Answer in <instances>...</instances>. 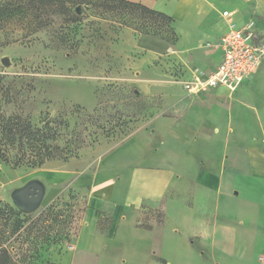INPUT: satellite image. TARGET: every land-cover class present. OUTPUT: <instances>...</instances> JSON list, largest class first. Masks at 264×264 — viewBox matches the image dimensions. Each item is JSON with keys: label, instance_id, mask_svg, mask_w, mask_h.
I'll return each instance as SVG.
<instances>
[{"label": "rangeland", "instance_id": "rangeland-1", "mask_svg": "<svg viewBox=\"0 0 264 264\" xmlns=\"http://www.w3.org/2000/svg\"><path fill=\"white\" fill-rule=\"evenodd\" d=\"M153 1L171 22L114 0H58L52 5L65 14L47 28L33 32L29 14L0 30V112L39 126L65 123L56 127L62 158L37 168L0 162V207L22 220L2 240L12 264H264V178L249 167V152L264 149V63L249 92L183 91L190 74L204 72L195 66L212 59L210 44L225 26L251 27L264 42V0H192L188 14L202 9L218 27L209 37L197 28L195 45L180 34L190 16L174 19L180 0ZM248 111L260 124L249 125ZM161 127L170 129L145 152ZM178 129L197 137L199 151L221 152V169L237 174L235 187L226 198L184 178L160 202H134L132 171L173 169L189 153ZM130 151L146 154L134 159ZM30 184L43 188L36 208L14 199ZM9 218L17 215L0 214V237ZM217 224L259 239L246 237L235 254L220 252L210 245Z\"/></svg>", "mask_w": 264, "mask_h": 264}, {"label": "crops", "instance_id": "crops-1", "mask_svg": "<svg viewBox=\"0 0 264 264\" xmlns=\"http://www.w3.org/2000/svg\"><path fill=\"white\" fill-rule=\"evenodd\" d=\"M131 3H142L148 8H157V6L154 4L153 0H125ZM192 0H180L179 6L177 10L174 12V19L179 23V22H185V18H187V15L190 16L188 13L190 12V3ZM236 5V4H235ZM231 7V6H230ZM239 7L238 3L236 6L232 8H237ZM193 15L190 16V20L184 23V27L182 28L185 30L184 32H187V26L188 24H192L193 26L192 29H189V34H191V38L189 39L188 35L185 36L184 32H180L183 41L188 42L189 45H195L193 42H198V36H196V31L197 28L198 30H201L205 37H209V35L212 34H217L216 32L218 31V27L214 20L211 19H205V11L195 10L193 11ZM224 12H228V10H225ZM223 12V13H224ZM208 21V23H206ZM235 25V21H234ZM198 26V27H197ZM203 28L200 29L199 28ZM236 26V25H235ZM186 27V28H185ZM237 29H241L240 27H237ZM228 26H225V29L223 31V34L220 35L218 40L213 41V44H210V49L214 50L212 53V59L206 60L204 59L203 61L200 60L199 64H196L195 67L201 68L204 73L210 74V72H213L217 69V67L222 63L223 59V51L220 48L219 44L220 41L227 31ZM202 36V35H201ZM255 44H262L264 43L263 41H260L257 38V35H255V38L253 40ZM216 43V44H215ZM210 51V50H209ZM211 53V51H210ZM206 60V61H205ZM263 65V64H262ZM261 65V66H262ZM260 66V67H261ZM252 75L249 79L245 80L239 88L236 90L234 93H239L241 91H247L252 88ZM192 74H190L189 78L186 81L192 80ZM185 92V90L183 89ZM209 92H215L219 95H232L231 91H228L226 88H214L210 89ZM262 101L260 96H258V102ZM257 115L254 116L253 112L248 111L247 112V120L249 125H255V124H260V121L256 117ZM170 128H163L161 127L159 131L157 132L158 134L153 136L152 140L147 144L148 146L144 149L145 152H148V150H152L154 146L158 145L156 143L160 139H164L167 130ZM188 131L185 130H180L178 129L177 132H175V136L180 138L181 140L183 139L184 142L188 143L189 146L192 148L189 150V153H187L183 158H181L177 164L176 168L173 169H149V168H139L137 170H134L130 174V184H131V191H132V196L137 198L134 200V202H141L142 200H149V201H157L160 202L162 201L169 190L173 188V185L179 184L181 187L184 181H182L184 178H194V180H197L201 185L216 190L219 194H221L224 197H228L230 190L235 187L236 181H237V174L236 172L229 171V170H223L221 169L222 167V160H223V155L221 152H215L213 151L212 154L208 155L206 151L202 152L199 151L195 147L198 143L196 141H193L196 136H190V133H187ZM219 141L223 144L226 145L229 140L228 136H224V138H219ZM137 143V139H136ZM197 143V144H196ZM160 144H163V142H160ZM131 157L139 158V157H144L146 153H140L139 155L137 153L129 152ZM132 158V159H133ZM203 161H207L206 165L207 168H202L201 163ZM249 167L250 171L252 170L253 176L254 177H260L264 178V149H252L249 152ZM221 169V170H220ZM189 220L192 222V220L189 217ZM231 223V221H229ZM228 222V223H229ZM235 225H220L217 224L216 227L214 228V233H213V239L210 243L212 249H218L220 252L223 253H228L233 252L234 254L237 253V248L243 249L245 243L247 242V239H259L257 235H255V232H249V234H238V231L235 235L234 233ZM247 237V239H245ZM264 242V239H260V241ZM253 264V263H252ZM261 264V263H259Z\"/></svg>", "mask_w": 264, "mask_h": 264}, {"label": "trees", "instance_id": "trees-1", "mask_svg": "<svg viewBox=\"0 0 264 264\" xmlns=\"http://www.w3.org/2000/svg\"><path fill=\"white\" fill-rule=\"evenodd\" d=\"M116 3L137 7L147 14H151L162 21L171 22L172 19L165 13L158 12L148 8L140 3H131L125 0H114ZM58 0H0V30L8 26L10 22L18 23L33 16L32 23L35 24L33 32L51 25V17L65 14L63 6L52 5ZM54 123L55 126L52 125ZM65 123L60 120H47L42 125H34L28 117L15 114L7 115L0 112V162L11 163L14 167L27 165L32 168L42 166L51 159L63 157V150L58 145V139L61 137V131L56 127L64 128ZM61 130V129H60ZM75 140L80 143L81 137L75 134ZM0 214L17 215V220L6 221V232L0 237V264H12L9 251L2 248V240L7 234L9 228L12 233L18 232L22 227V220L18 217L20 212H15L7 206L0 207Z\"/></svg>", "mask_w": 264, "mask_h": 264}, {"label": "built area", "instance_id": "built-area-1", "mask_svg": "<svg viewBox=\"0 0 264 264\" xmlns=\"http://www.w3.org/2000/svg\"><path fill=\"white\" fill-rule=\"evenodd\" d=\"M223 15L228 16L229 13L224 12ZM254 38L251 27L237 29L233 22L230 23L219 44L223 51L222 63L210 74L195 73L192 80L183 83L184 90L192 95L214 88L236 92L264 63V43L257 45Z\"/></svg>", "mask_w": 264, "mask_h": 264}, {"label": "water", "instance_id": "water-1", "mask_svg": "<svg viewBox=\"0 0 264 264\" xmlns=\"http://www.w3.org/2000/svg\"><path fill=\"white\" fill-rule=\"evenodd\" d=\"M7 61L4 59L3 62ZM8 65V63H6ZM43 188L40 185L30 184L28 187L14 195V199L18 200L27 208H36L42 202Z\"/></svg>", "mask_w": 264, "mask_h": 264}]
</instances>
